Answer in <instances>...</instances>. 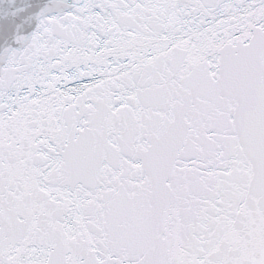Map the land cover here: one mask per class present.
<instances>
[{"label":"snow or ice","instance_id":"1","mask_svg":"<svg viewBox=\"0 0 264 264\" xmlns=\"http://www.w3.org/2000/svg\"><path fill=\"white\" fill-rule=\"evenodd\" d=\"M0 264H264V0H0Z\"/></svg>","mask_w":264,"mask_h":264}]
</instances>
